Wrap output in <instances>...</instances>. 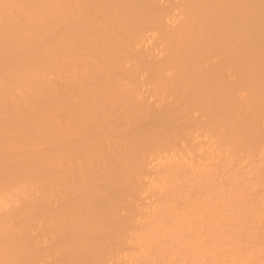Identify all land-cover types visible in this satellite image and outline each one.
<instances>
[{
  "label": "bare ground",
  "instance_id": "obj_1",
  "mask_svg": "<svg viewBox=\"0 0 264 264\" xmlns=\"http://www.w3.org/2000/svg\"><path fill=\"white\" fill-rule=\"evenodd\" d=\"M0 264H264V0H0Z\"/></svg>",
  "mask_w": 264,
  "mask_h": 264
}]
</instances>
